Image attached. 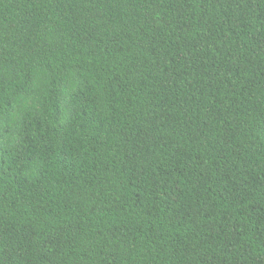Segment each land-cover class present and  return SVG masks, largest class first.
<instances>
[{"label": "trees", "instance_id": "1", "mask_svg": "<svg viewBox=\"0 0 264 264\" xmlns=\"http://www.w3.org/2000/svg\"><path fill=\"white\" fill-rule=\"evenodd\" d=\"M0 264H264V0H0Z\"/></svg>", "mask_w": 264, "mask_h": 264}]
</instances>
